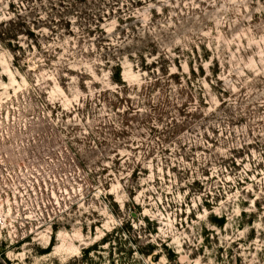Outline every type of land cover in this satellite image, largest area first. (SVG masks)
<instances>
[{
  "label": "rangeland",
  "instance_id": "374dc122",
  "mask_svg": "<svg viewBox=\"0 0 264 264\" xmlns=\"http://www.w3.org/2000/svg\"><path fill=\"white\" fill-rule=\"evenodd\" d=\"M104 1L124 86L95 0H0V264H264V0H141L134 34Z\"/></svg>",
  "mask_w": 264,
  "mask_h": 264
},
{
  "label": "trees",
  "instance_id": "16d2710c",
  "mask_svg": "<svg viewBox=\"0 0 264 264\" xmlns=\"http://www.w3.org/2000/svg\"><path fill=\"white\" fill-rule=\"evenodd\" d=\"M73 1V0H72ZM72 1H68L67 0V4L70 6V11L71 9H75L72 3ZM96 4H94V8L92 9V12L90 15L88 14H84L86 15L84 18V22L85 24H82V26H80L81 28V39H92L95 40L96 44H97V50L100 51L99 52V57L100 59H102L104 61V66L111 69L112 72V81L113 83L117 84L118 86H124V83L122 81V64H121V59L119 57V53L121 50H116L115 52H109L107 48H103L102 45L105 43H110V37L107 35V33L103 30L101 24L103 23L104 19L107 18L106 17V9L109 8L108 2L104 1V0H95ZM150 1V0H148ZM86 2V1H85ZM117 2L116 4H120L119 1H115ZM142 3L141 0H131V1H127L125 0L124 2V8L119 10L118 14H123L126 16H121V18L118 19L119 21V27L117 29V31L122 32V34H124V32H126V30L129 28V25L132 24V27H130V30L133 32V34L138 31L139 29L143 28V25L140 21H138L134 16V11L137 8V6H139ZM57 4V3H56ZM55 4V5H56ZM63 2H60L57 4V6H62ZM114 4V2H113ZM55 7H53L52 10V14L48 15V26H49V30L51 31V34L54 35L55 37L58 36V34L60 33H69V30L71 29V22L70 21H66L65 19L67 18V14L69 15H73L70 12H63V13H59V14H55ZM125 11L124 13H122V11ZM71 12H77V11H71ZM83 13V12H82ZM110 14L112 15V11H110ZM33 15V13H31V16ZM15 18L17 20H20L21 16L16 15ZM128 23V27L127 29H124L125 24ZM5 25L4 24H0V27ZM36 27V25H35ZM23 29L26 28V25L22 26ZM15 38V37H13ZM120 38L127 42L128 39L126 37H122L120 36ZM6 40H9V35L1 33L0 32V43L2 42H6ZM111 44V43H110ZM111 50H115V49H110ZM42 56L45 57V62H50L52 60V54H50V51L48 50V52L41 53ZM145 62V61H144ZM146 63V62H145ZM169 75V74H167ZM222 226V224L220 225ZM86 254V253H85ZM77 263V261L75 262Z\"/></svg>",
  "mask_w": 264,
  "mask_h": 264
}]
</instances>
